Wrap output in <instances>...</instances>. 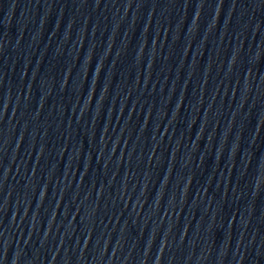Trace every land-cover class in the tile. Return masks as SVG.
<instances>
[{"label": "water", "instance_id": "obj_1", "mask_svg": "<svg viewBox=\"0 0 264 264\" xmlns=\"http://www.w3.org/2000/svg\"><path fill=\"white\" fill-rule=\"evenodd\" d=\"M264 228V0H0V264H237Z\"/></svg>", "mask_w": 264, "mask_h": 264}]
</instances>
